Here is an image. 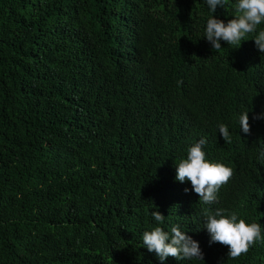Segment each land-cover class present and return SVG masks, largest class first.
<instances>
[{
  "label": "trees",
  "instance_id": "trees-1",
  "mask_svg": "<svg viewBox=\"0 0 264 264\" xmlns=\"http://www.w3.org/2000/svg\"><path fill=\"white\" fill-rule=\"evenodd\" d=\"M236 3L0 0V264H264V239L231 259L203 228L226 209L264 237V23L239 48L205 37ZM201 139L234 173L211 204L176 179ZM177 224L204 260L143 246Z\"/></svg>",
  "mask_w": 264,
  "mask_h": 264
},
{
  "label": "clouds",
  "instance_id": "clouds-1",
  "mask_svg": "<svg viewBox=\"0 0 264 264\" xmlns=\"http://www.w3.org/2000/svg\"><path fill=\"white\" fill-rule=\"evenodd\" d=\"M210 10L215 13L217 6L225 7L229 0H206ZM234 19L225 23L214 17L209 18L206 24L205 37L211 43L214 51L222 48L221 41L239 48L242 41L250 33H255L259 25L264 23V0H237L234 6ZM259 51L264 53V30L258 32L253 39ZM264 118V114L256 117ZM240 129L246 134L251 133L248 112L245 111L238 117ZM219 133L227 143H231V135L227 125H218ZM206 139L190 146L187 157L181 159L176 168V179L180 182L190 181L192 189L199 195L200 201L211 204L217 200L220 188L226 185L233 176V169L223 163L212 162L207 159L203 150ZM187 191V189H186ZM226 209H218L214 214L205 213L204 227L207 229L211 243H220L228 247V256L237 259L249 252L250 248L264 237L261 236L259 223H246L244 219H238L235 212L226 215ZM152 217L159 224H163L165 216L159 211L152 212ZM143 246L149 252L164 261L173 257L178 261L204 260L199 242L194 240L186 232L181 231L180 225L171 226L170 231L156 226L150 231H145L142 236Z\"/></svg>",
  "mask_w": 264,
  "mask_h": 264
}]
</instances>
